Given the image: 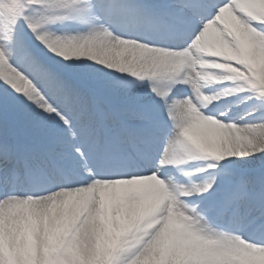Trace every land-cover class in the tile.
Listing matches in <instances>:
<instances>
[{"label":"snow or ice","instance_id":"snow-or-ice-1","mask_svg":"<svg viewBox=\"0 0 264 264\" xmlns=\"http://www.w3.org/2000/svg\"><path fill=\"white\" fill-rule=\"evenodd\" d=\"M0 264H264V0H0Z\"/></svg>","mask_w":264,"mask_h":264}]
</instances>
